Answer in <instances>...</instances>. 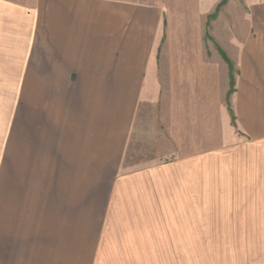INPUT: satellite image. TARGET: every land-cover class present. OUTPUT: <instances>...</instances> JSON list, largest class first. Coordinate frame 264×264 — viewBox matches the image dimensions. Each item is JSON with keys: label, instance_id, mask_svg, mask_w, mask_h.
<instances>
[{"label": "crops", "instance_id": "0c3cea01", "mask_svg": "<svg viewBox=\"0 0 264 264\" xmlns=\"http://www.w3.org/2000/svg\"><path fill=\"white\" fill-rule=\"evenodd\" d=\"M0 264H264V0H0Z\"/></svg>", "mask_w": 264, "mask_h": 264}]
</instances>
